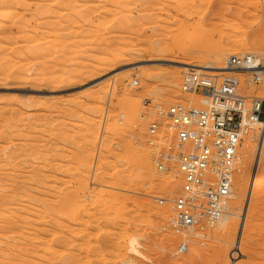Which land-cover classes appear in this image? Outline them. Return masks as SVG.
I'll return each instance as SVG.
<instances>
[{
  "label": "rangeland",
  "instance_id": "374dc122",
  "mask_svg": "<svg viewBox=\"0 0 264 264\" xmlns=\"http://www.w3.org/2000/svg\"><path fill=\"white\" fill-rule=\"evenodd\" d=\"M111 1L0 0V15L12 11L0 21V264H264V185L248 179L264 167L263 125L249 128L250 171H239L244 134L237 148L234 215L202 237L171 227V202L158 197L180 192L179 171L158 173L147 143L169 105L198 104L178 62H205L222 36L246 35L251 48L234 54L264 63L262 0ZM236 76L243 93L264 88Z\"/></svg>",
  "mask_w": 264,
  "mask_h": 264
},
{
  "label": "built area",
  "instance_id": "2783aa9c",
  "mask_svg": "<svg viewBox=\"0 0 264 264\" xmlns=\"http://www.w3.org/2000/svg\"><path fill=\"white\" fill-rule=\"evenodd\" d=\"M237 73L256 85L264 81V65L249 52L229 55L219 70L187 68L180 87L196 95L198 104L173 103L163 126L157 117L148 123L147 143L157 172L179 171L180 192L172 199L158 197L160 204L171 202L175 231L202 237L207 224L224 216L237 148L250 128L246 122L254 117L264 122V88L241 92ZM258 128L264 143V126ZM260 150L258 161H264Z\"/></svg>",
  "mask_w": 264,
  "mask_h": 264
},
{
  "label": "bare ground",
  "instance_id": "6f19581e",
  "mask_svg": "<svg viewBox=\"0 0 264 264\" xmlns=\"http://www.w3.org/2000/svg\"><path fill=\"white\" fill-rule=\"evenodd\" d=\"M110 2H112L111 0H109ZM108 2V1H107ZM116 2V1H115ZM122 3H123V1H122ZM251 3V4H250ZM249 4H250V8H252L253 7V3L252 2H250ZM115 4V3H114ZM261 4L263 5V8H264V0H262L261 1ZM248 6V5H247ZM107 7V6H106ZM115 7H117V6H115ZM115 7H113V8H115ZM104 8V7H103ZM118 8V7H117ZM106 10V9H105ZM249 10V9H248ZM107 11V10H106ZM10 12H12V11H10ZM10 12H8L7 11V13H3V14H1L0 15V21L1 22H6V21H9V20H7L8 18H9V15L11 14ZM9 13V14H8ZM112 14H114V15H116L117 14V12H116V10L114 9V12L112 13ZM120 16V15H119ZM119 20V19H118ZM102 23V22H101ZM116 27V26H115ZM122 27V26H121ZM246 36V35H245ZM244 36V37H245ZM224 37H226V38H228L229 36H222V40L224 39ZM243 37V36H242ZM242 37H240L241 38V40H240V38L239 37H237V41H238V38H239V42H238V44H237V41H235V38H232V37H230L229 39H227V41H225L226 39H224L223 41L221 40V42H219V43H217L216 45H215V48H214V50H212L209 54H208V58L206 59L207 61H205V62H194V63H192V62H178L179 63V66L181 67V68H183L184 70H186L187 68H189V67H192V68H195V69H197V70H219V69H221L222 67H223V65L221 64L222 62H224L225 61V59L229 56V55H233L234 53H236V52H243L245 49H247V48H251L250 47V44L248 43V41L247 40H245V38L247 37H243L244 39H242ZM232 38V39H231ZM233 39H234V41H233ZM247 39V38H246ZM220 41V40H219ZM246 41H247V43L249 44H247L246 43ZM235 42V44H233ZM237 44V45H236ZM228 45V46H227ZM236 46V47H235ZM214 47V45L211 47V49ZM256 48L258 49V51L261 53V54H263L264 53V32H262V33H260L259 34V37L257 38V46H256ZM254 49H255V46H254ZM215 50H222V51H218V52H221V53H215ZM117 51H119V49H117L116 51H115V53L113 52L112 54L110 53L109 55H107L106 57H104L105 58V61H104V58L102 59L103 60V62H105V64L106 65H110L111 63H113L114 61H116V60H120L121 58L120 57H122L121 56V54H124V51L123 50H121L120 49V52H117ZM223 52H226V53H223ZM248 52L249 53H252L253 54V52L251 51V50H248ZM256 59L259 61V58H257L256 57ZM168 61H170V60H168ZM102 62V61H101ZM100 62V63H101ZM260 62V61H259ZM102 64V63H101ZM104 64V63H103ZM263 65H264V63H262ZM98 65H100L99 63H98ZM176 78H175V76H173L172 78H171V80H168V87L166 86V88H167V94L169 95H171L172 94V92L173 91H175V89H174V84H176ZM247 124H249V126H250V128H253L254 126H256V125H263L264 126V122H262L261 120H259V119H257V118H253V119H250V121H248V122H246ZM250 129L248 128L247 130H246V132L244 133V138H245V140L246 141H244L243 143H242V147H241V153H240V160H241V165L239 166V171H240V173H245L248 169V171H250V168H249V165H250V162L252 161V157H251V154H250V144H251V142L249 143V142H247V140H249L250 138H252L253 137V135L254 134H251L250 133ZM264 164V163H263ZM262 164V165H263ZM252 171V170H251ZM40 175H41V173H40ZM240 174H238V176H239ZM45 176V175H44ZM40 179V178H39ZM237 180H236V185L237 186H239V187H242V185H241V182H242V179H241V177L239 176L238 178H236ZM249 181H251V182H253V183H256V185H258V186H260V185H264V167H262V166H259L257 169H254L252 172H250V174H249ZM172 182V178H171V176L170 175H162V178H161V184L162 185H168L169 183H171ZM39 184V183H38ZM23 190H24V188H23ZM22 190V191H23ZM35 190V189H34ZM231 190L233 191V186L231 187ZM25 191V190H24ZM4 196V195H3ZM32 196H33V194H32ZM254 196V195H253ZM21 197V196H20ZM57 202H58V200H57ZM12 203V202H11ZM27 204V203H26ZM38 204V203H37ZM13 205V204H12ZM16 205V204H15ZM3 206V205H2ZM12 207V206H11ZM16 207H17V205H16ZM18 207H19V205H18ZM23 207V206H22ZM26 207H27V205H26ZM11 209V208H10ZM8 210V209H7ZM51 212L53 213V214H55V212L58 210L56 207H53V208H51ZM9 211V210H8ZM23 211H25V209H24V207H23ZM35 212V211H34ZM57 213H59V212H56V214ZM234 211H233V209H232V205H231V203H228V206H227V210H226V212H225V214H224V216L220 219V220H218L219 221V226L220 227H224V226H226V221H227V218L229 217V216H231V215H234ZM37 215V214H36ZM39 215V214H38ZM40 217V216H39ZM43 216H41L40 218H42ZM30 218V217H29ZM44 218V217H43ZM48 218V217H47ZM42 221V220H41ZM59 221V220H58ZM26 222V221H25ZM27 223H25V225H26ZM28 225V224H27ZM44 227V226H43ZM20 233H21V231H19ZM55 233H57L56 231H55ZM26 234V233H25ZM53 234H54V232H53ZM29 235V234H28ZM29 238H30V236H29ZM47 241V240H46ZM21 242V241H20ZM41 242V241H40ZM45 242V241H44ZM72 242V241H71ZM38 243H39V241H38ZM46 243V242H45ZM82 244V243H81ZM36 245V244H35ZM46 245H47V243H46ZM48 245H49V243H48ZM58 245V244H57ZM41 246H43V245H41ZM48 247V246H47ZM54 247V246H53ZM51 249H52V245H51ZM53 250V249H52ZM55 250H57L58 251V249H55ZM29 251V250H28ZM57 251H56V253H57ZM63 251V250H62ZM1 252V251H0ZM49 252V251H48ZM5 253V252H4ZM55 252H53V254H56ZM48 254V253H47ZM57 255H58V253H57ZM46 258V257H45ZM52 259H54V258H52ZM57 259V258H56ZM70 259V258H69ZM51 262H53V261H51Z\"/></svg>",
  "mask_w": 264,
  "mask_h": 264
}]
</instances>
